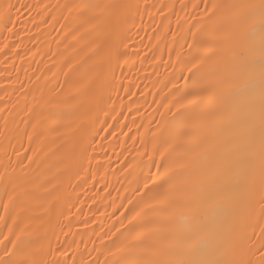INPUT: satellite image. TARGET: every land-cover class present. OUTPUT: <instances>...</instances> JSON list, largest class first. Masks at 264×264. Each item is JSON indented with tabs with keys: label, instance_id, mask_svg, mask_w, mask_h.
<instances>
[{
	"label": "snow or ice",
	"instance_id": "1",
	"mask_svg": "<svg viewBox=\"0 0 264 264\" xmlns=\"http://www.w3.org/2000/svg\"><path fill=\"white\" fill-rule=\"evenodd\" d=\"M202 2L203 11L194 16L196 24H189L184 30L192 38V43L187 44L190 51L184 59L177 53L178 71L189 75L178 77L185 81L182 88L170 81L176 94L172 100L167 99L168 94L160 97V119L153 118L144 125L148 135L140 141L148 160L158 155L162 163L156 165V175L145 174L143 186L133 190L127 201L132 207L126 209L127 215L120 214L119 226H112L114 230L110 229L107 242L102 238L100 248L87 250L85 246L84 251L75 241H65L64 248L53 247L50 241L45 244L46 233L34 234L21 228L16 234L6 218L0 216L7 228L0 240V264H264V0ZM175 7L174 3L157 6L148 0L104 5L0 0V54L10 66L15 64L13 58L23 60L25 39H37V33L29 27H39L37 16L44 23L47 16L57 20L50 9L67 10L69 14L89 10L92 19L114 14L119 20L118 27L107 38L106 56L95 78L94 115L77 140L71 167L64 172L73 192L78 185H72L71 173L81 177L90 170L95 159L90 153L96 151L94 145L98 143L96 135L113 127L108 124L105 128L107 120L102 119H115L111 115L116 112L111 94L119 96L121 89L132 94L133 85L125 87L116 75L117 69L123 73L125 67L131 70L135 66L133 55L141 58L139 51H128L132 30L136 29L138 35L144 30L145 15L154 21L156 14L171 13ZM180 7L189 6L181 3ZM191 7L199 9L200 4L193 3ZM72 67L69 64L70 70ZM172 67L170 75L177 71L175 65ZM27 71L24 70L26 76ZM40 79L35 77L36 81ZM19 84L27 98L31 85L25 81ZM32 99L34 103L25 111L35 123L32 132L25 135L29 140H39L37 128H46L49 121L59 119L61 114L45 115L48 102L43 99L42 90L39 98L33 92ZM22 122L28 123L23 118ZM7 123L5 118L6 128ZM153 123L155 130L149 127ZM97 124L100 128H96ZM27 159L31 162V157ZM8 160L4 175L0 176L2 197H6L3 208L8 214L18 208L27 211L26 202L35 197V192L17 191L18 186L27 183L26 173L15 175L11 157ZM20 165L22 171L27 167L22 161ZM54 190L58 194L47 214L63 215L71 194H59V184ZM19 216V212L15 217L9 215L13 225L18 224ZM10 236L15 239L10 240ZM92 252L98 254L95 259Z\"/></svg>",
	"mask_w": 264,
	"mask_h": 264
},
{
	"label": "bare ground",
	"instance_id": "2",
	"mask_svg": "<svg viewBox=\"0 0 264 264\" xmlns=\"http://www.w3.org/2000/svg\"><path fill=\"white\" fill-rule=\"evenodd\" d=\"M38 2L41 5L64 3L104 5L126 0H38ZM148 2L156 3L157 6L174 3L176 7L171 13L156 14L154 21L145 15L144 30L138 35L136 29L132 30L128 51L132 53L139 51L142 59L133 55L131 60L135 62V66L131 67V70L125 67L123 73L117 69L116 75L125 87L133 85L130 93L134 95L123 89L120 90L119 96L115 92L111 94L116 108V112L111 115L115 116V119L111 116H102V119L107 120L105 128L108 124L113 127L96 135L98 143L94 145L96 151L90 153L95 157L90 170L83 172L81 177H76L75 172L71 173L72 185H78L74 192L69 187V176L64 172L71 167L77 140L88 128L94 115L92 109L95 78L100 70L99 65L106 56L107 38L119 25L118 18L113 14L110 17L92 19L89 10H75L69 14L67 10L57 11L53 8L50 12L57 16L56 21L47 16V23H44L37 16L39 27L33 28L29 25L32 31L37 33V39L34 41L25 39L26 51L21 53L23 60L13 58L15 64L10 66V62L5 61L0 54V176L4 175V168L11 157L16 168L15 175L22 176L26 173L27 183L18 186L17 191L28 189L35 192V197L26 202L27 211H21L19 208L16 210L20 214L19 222L13 225L9 215L15 217L16 212L5 213L3 203L6 197H2L3 188L0 184V216L6 218V223L13 227L14 233L19 234L21 228L34 234L46 233L45 244L50 241L53 247L64 248L65 241H75L80 245L81 251L85 250V246L87 250L100 248L101 239L107 242L111 235L110 229L114 230L112 226L114 224L119 226V219H122L120 214L122 212L128 214L126 209L132 206L127 201L133 196V190L137 186H143L145 174L156 175L158 171L156 165L162 162L158 155L149 161L147 154H144L145 146L140 142L142 136L148 135L144 125H148V121L153 118L160 119L159 111L163 109L158 108V102L161 96L168 94L167 99L172 100L173 94H176L170 81L182 88L185 81L178 77L189 75L187 72L178 71L180 64L177 63V53L184 59L190 51L187 44L192 43V38L184 30L188 29L189 24H196L194 16L203 11V2L202 0H148ZM208 2L211 3L212 0ZM181 3L189 7L181 9ZM193 3H199L200 8L193 9L191 7ZM137 24H140L139 18ZM69 64L74 65L71 70ZM173 65L177 71L170 75L173 73ZM25 69H28L27 76ZM17 75L19 81L31 85L27 98L20 90ZM36 76H40L41 79L36 81ZM28 77L32 79L28 80ZM169 89H172V93H169ZM41 90L43 99L48 102L45 115L49 112L61 115L59 119L49 121L46 128H37V133L41 134L39 140L35 138L29 140L25 132H32L35 120L25 109L34 103L32 93L36 92L39 98ZM5 118L8 122L7 128ZM22 118L28 123H23ZM149 127L155 130L156 125L153 123ZM96 128H100V125L97 124ZM113 132L114 135L110 134ZM101 136L106 139L101 140ZM148 151L151 152V144L148 145ZM28 157H31V162ZM21 161L27 166L23 171ZM85 168H88L87 163ZM11 171L10 167L9 172ZM85 179L86 183L83 182ZM57 184L61 185L59 194L65 196L71 194V202L67 204L63 215L59 213L49 215L47 210L58 194L54 190ZM49 191L51 195L48 194ZM6 234L7 228L0 222V240ZM9 239H15V236H10ZM5 244L11 246L9 241H5ZM74 247L68 250L69 254ZM97 255L96 252H92V259ZM99 258L103 260L104 256L100 255Z\"/></svg>",
	"mask_w": 264,
	"mask_h": 264
}]
</instances>
